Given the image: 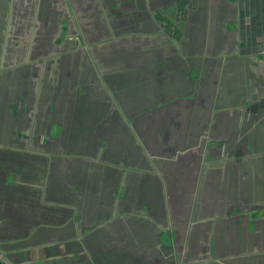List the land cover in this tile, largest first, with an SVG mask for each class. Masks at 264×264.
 Returning <instances> with one entry per match:
<instances>
[{
	"label": "crops",
	"instance_id": "obj_1",
	"mask_svg": "<svg viewBox=\"0 0 264 264\" xmlns=\"http://www.w3.org/2000/svg\"><path fill=\"white\" fill-rule=\"evenodd\" d=\"M101 1L106 35L132 23L131 62L62 49L79 34L57 0H0V233L19 232L0 247L20 264H264V0Z\"/></svg>",
	"mask_w": 264,
	"mask_h": 264
},
{
	"label": "rangeland",
	"instance_id": "obj_2",
	"mask_svg": "<svg viewBox=\"0 0 264 264\" xmlns=\"http://www.w3.org/2000/svg\"><path fill=\"white\" fill-rule=\"evenodd\" d=\"M51 1H53V0H46V2H47L45 5L46 14L49 10V5H52ZM114 1H118L121 4L124 3L130 7L132 6V2H133V0H114ZM56 3L58 5L54 6L55 7L54 10H56V12L59 13V15H61L62 18L65 17L67 19L68 25H69V23L71 24V29H74V32L76 30L79 34V35H76V34L66 35L67 33H65V35H60L61 40L59 42L62 44V49H64L66 47V48L70 49L69 51H74L76 49H81V51H82V49H84L83 51H92L93 50L97 54V57H94L95 59H93L94 60L93 62L94 63L95 62L104 63L105 58H106L105 53L110 48L109 50H112L111 59L117 58L116 63L119 61H120V63H122L123 60H129L130 62L132 61V59L134 57L132 54L133 53L132 40L124 38V37L128 36V35H125L126 33L132 31V23H130L131 25L129 23H127L129 25L121 26L120 28L114 27V30L112 33L113 35H106L104 30L107 28V26H105L106 24H105L104 20L108 22V15H106L107 11L105 9H103L104 4L102 3L101 0H57ZM121 4H119V5L121 6ZM113 9L116 10L117 8H113ZM177 12L180 15H182V17H179V18L185 17V19H186V16L184 15V13H185L184 9H180V8L176 9V13ZM46 14H45V16H46ZM110 17L112 19L109 18V20H113L115 18L114 16H110ZM85 18L88 22L87 25H85ZM123 19H124L123 20L124 22L131 20L132 14L131 13L128 14ZM175 19L176 20L178 19L177 16L175 17ZM74 22H76L77 25L72 26L74 24ZM64 24L62 26H64ZM90 24H92V25H90ZM114 26L118 27L115 23H114ZM109 27H111V26L109 25ZM176 28L177 27H173V30L175 31ZM85 32H87L89 35H85ZM85 36H89V37H86L87 40H85V38H84ZM171 36L179 39L178 41H180V39H183V37L185 35H171ZM62 53H63V50H62ZM84 58L89 60L86 56L82 57V60ZM96 58L98 60H96ZM80 62L81 61L79 59L78 63H80ZM151 170H152V168H151ZM146 171H144V172H146ZM146 173H148V172H146ZM188 176H191V174H189V171L187 173V177ZM146 178L149 179L148 176ZM152 179H153V177L151 176V180ZM164 181H166V178L164 179ZM163 185H165V187L168 188V185L165 182L163 183ZM149 186H150V184H148V189H149ZM175 189H176V187H174V190ZM141 193L142 194L148 193V198H149V196H150V198L154 196L152 189L147 190V189L142 188ZM166 195H167V197L170 196L168 193ZM176 195H181L182 197H184V195H185V192L180 191V185H178V187H177ZM176 195H175V197L179 198V196H176ZM159 196H160V194L158 196L155 195L154 199L158 198ZM169 200H170V198L168 199V201ZM190 203H191V201H190ZM179 210L181 211V209H179ZM180 211H178V212H180ZM52 215L53 214L46 216L42 219L51 218ZM183 219H186V221H188L189 220L188 214H187V216H184ZM190 221H191V218H190ZM9 230L10 229H8V231H3L2 233H0V234H2V235H0V240H4V238H6L5 235L10 237V236H15V233L19 234V232H14V231H9ZM11 238H13V237H11ZM191 239L193 240V241L191 240V242L193 243L194 241L196 242L200 238L195 235V236H192ZM172 240H173V238H172ZM172 240L170 239L169 244L170 245L172 244L175 247V252L172 256V259L174 261H176L174 258L179 256V255H188L187 250L183 247L184 244L180 240H179L180 242H177L176 240H174V241H172ZM164 255H166V253H164ZM100 262H101V264H105L102 261H100Z\"/></svg>",
	"mask_w": 264,
	"mask_h": 264
},
{
	"label": "flooded vegetation",
	"instance_id": "obj_3",
	"mask_svg": "<svg viewBox=\"0 0 264 264\" xmlns=\"http://www.w3.org/2000/svg\"><path fill=\"white\" fill-rule=\"evenodd\" d=\"M0 250L3 251L4 255L8 257L12 262H15L16 264H19V255H13L12 253L7 252L4 248L0 247ZM44 264H58V262H43Z\"/></svg>",
	"mask_w": 264,
	"mask_h": 264
},
{
	"label": "water",
	"instance_id": "obj_4",
	"mask_svg": "<svg viewBox=\"0 0 264 264\" xmlns=\"http://www.w3.org/2000/svg\"><path fill=\"white\" fill-rule=\"evenodd\" d=\"M0 264H16L6 257L2 250H0Z\"/></svg>",
	"mask_w": 264,
	"mask_h": 264
}]
</instances>
